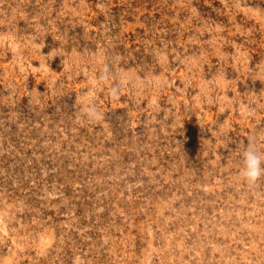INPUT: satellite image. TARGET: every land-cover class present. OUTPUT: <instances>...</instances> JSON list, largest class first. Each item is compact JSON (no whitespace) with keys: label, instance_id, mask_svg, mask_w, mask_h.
<instances>
[{"label":"rangeland","instance_id":"obj_1","mask_svg":"<svg viewBox=\"0 0 264 264\" xmlns=\"http://www.w3.org/2000/svg\"><path fill=\"white\" fill-rule=\"evenodd\" d=\"M251 139L264 0H0V264H264Z\"/></svg>","mask_w":264,"mask_h":264},{"label":"clouds","instance_id":"obj_2","mask_svg":"<svg viewBox=\"0 0 264 264\" xmlns=\"http://www.w3.org/2000/svg\"><path fill=\"white\" fill-rule=\"evenodd\" d=\"M87 116L90 120L102 119V113L95 107L87 109ZM239 177L241 182L249 189H255L258 182L264 178V151H261L254 139L243 145L240 149Z\"/></svg>","mask_w":264,"mask_h":264}]
</instances>
